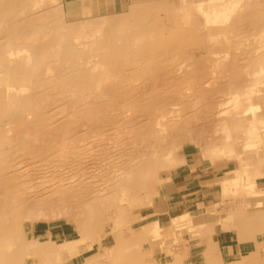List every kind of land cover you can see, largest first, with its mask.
Masks as SVG:
<instances>
[{
    "label": "bare ground",
    "instance_id": "bare-ground-1",
    "mask_svg": "<svg viewBox=\"0 0 264 264\" xmlns=\"http://www.w3.org/2000/svg\"><path fill=\"white\" fill-rule=\"evenodd\" d=\"M57 1L0 0V264H64L101 250L108 230L129 227L157 170L174 167L158 168L156 157L181 143L193 119L213 127L194 131L216 134L218 158L240 161L232 181L249 182L241 193L264 180V167L249 177L252 159L239 156L264 141V0H139V24L126 14L70 26ZM157 5L168 23L152 19L149 29ZM263 203L249 210L245 196L220 224L238 232L241 257L222 249L215 224L195 227L191 214L176 221L210 235L207 264H264L255 237L264 233ZM60 218L76 235L43 241L30 231ZM80 264H101L100 255Z\"/></svg>",
    "mask_w": 264,
    "mask_h": 264
},
{
    "label": "rangeland",
    "instance_id": "rangeland-1",
    "mask_svg": "<svg viewBox=\"0 0 264 264\" xmlns=\"http://www.w3.org/2000/svg\"><path fill=\"white\" fill-rule=\"evenodd\" d=\"M57 2L59 3V5ZM57 2V4H55L57 5V8L58 6L61 7L62 10L59 11L58 8V11L60 13L61 19L63 16L62 22H64V24L66 23V26H70V24H84V22L86 21H89L88 23H92V21L96 22L100 18L102 20H105L107 18L111 19L112 17H120L121 15L127 16L126 14H129L128 17L135 23L139 24L141 22V18H138L133 14V12L136 13L140 8V5L138 4L139 0H125L123 9H119L113 14H101L92 16L86 14L81 18H75L72 15H69L68 11L69 4H82L80 0H59ZM134 4L136 5L134 6ZM157 6H159L157 7L158 10H155V12H153V15L149 16L150 21L152 19H156V21L152 20L153 23L149 24V29L153 28V24H155V22L156 25L158 24L161 26H163V24L166 22L168 23V20L166 19L168 18V14L162 11L165 9V7L160 5ZM166 7L167 11H172V9L174 8L176 9V7L170 5L169 1H167ZM116 74L120 77V70H117ZM191 121L193 122L190 123L195 124H190L191 128L193 127V130L187 133L181 132L179 134H184L180 136V138H177V141L180 140L181 142L178 143L179 147H174L178 144L174 146L171 145L167 148L168 150H166L165 148L164 152L166 153L163 152L164 154L156 157V166L158 168L162 169V167H164L168 162H175L174 167L170 169L166 168L165 170H157V175L159 176V179L157 178L158 184H153V186L150 188L149 193L144 191L139 192L138 197L140 198V201H137V203L134 204L133 209L129 211L130 214H128L127 216L129 227L127 226L124 227L123 230L121 229L122 233H117L116 236H114V234L110 230H108L106 236H103L105 244L101 250L99 249V245L97 246L96 244L92 250H89L84 254L74 258L72 261L70 260L68 262H65L64 264H80L86 259H92L97 253L100 255L101 264H107V259L109 258L116 260L119 264H141L143 262H153V264H170L175 259L178 260L180 264H207V260L211 257L208 247L209 242L207 241L210 239V235H203V233L201 234L200 232L199 233L201 235H199V233L195 234V232L189 231V229H186L187 226H183L182 220H180L181 222L179 221L182 226L178 227L177 225H179L180 223L177 221L181 214H191L194 221L193 225L195 227L205 222H211L215 224V235L220 240L222 249L224 251L231 250V252L234 253L235 256L241 257L242 254L239 250L241 246L236 244L235 233L227 232L223 234L220 231V223H225L228 221V210L240 203L245 196L248 202H259L261 200L264 202V194L262 192L261 194L256 192L258 195L256 193H254L255 195L250 193V190H254L255 186H258V190L264 189V180L255 182L256 185H254L253 183V186H251L252 184L249 185L251 189H249L248 186L247 188L245 187L246 190L244 188V191H242V193H245L242 195L241 190L243 188L240 184L243 183L246 185L247 182H241L237 184L234 183V180L232 181V179L234 177H237L238 175L236 172H241V169L240 171H237L239 170L238 168L240 166V161L237 160V158H218L222 153L219 152V147L214 148L216 134L213 136V138H211L212 131H209V128L212 126L208 125L207 122H204V125L203 121L201 120V125L203 124V126L201 127L204 129H209L205 130V135L202 137L204 131L201 132L198 130L199 128H201L199 126V121L195 119ZM194 128H198L197 131H194L196 130ZM202 128L200 130H202ZM193 131L195 133H193ZM208 131L210 133L207 134ZM211 139H214L213 143ZM258 142L257 143L259 145L263 144V146H259L257 144L258 146L255 145L253 147V150H255L254 152L239 155L243 160L251 157L252 161L249 163L252 164L249 165V167H247V171H245L250 175H254V172L257 171V168L264 167V141ZM172 146L174 148L170 149V147L172 148ZM169 149L172 151H170ZM167 152H169L170 154H168ZM201 154H204L207 158L206 163H209L211 165L214 164L216 168L203 172V175L198 176L195 181L185 182L184 180L179 179V175L181 173H184L188 168L191 157L194 155V157L200 156L201 158ZM170 157L172 158V160ZM174 159H180L182 160V163H178L177 160ZM261 161L263 163H261ZM229 179L230 181H228ZM179 180H181V182ZM168 182H170V186L166 188ZM207 182H210V184H208ZM191 191L192 193L194 192L192 198L181 200L182 195H186V193H190ZM238 191L240 193H237ZM195 194L198 195L196 196ZM163 198H165V201H168L167 203L169 204V210L166 212H164L163 210H159V207L156 206L157 203L161 204ZM253 206L257 207L259 205L257 204L256 206V204H254ZM173 219H175V221L177 220V224ZM175 225L176 227H174ZM30 231L35 235L40 236L43 241H46L47 238H53L56 241H62L63 239H65V237H71V235L73 234L76 235L73 229V225L69 223L66 218L55 219L49 222L38 221L37 223H35L34 227H30ZM189 232H191V234ZM262 237L263 236H259V239L262 240ZM125 243L129 244V249L127 250H123V246L125 245ZM246 246H248V250L245 251L243 256L248 258L251 255L250 252L254 245L248 242Z\"/></svg>",
    "mask_w": 264,
    "mask_h": 264
},
{
    "label": "crops",
    "instance_id": "crops-1",
    "mask_svg": "<svg viewBox=\"0 0 264 264\" xmlns=\"http://www.w3.org/2000/svg\"><path fill=\"white\" fill-rule=\"evenodd\" d=\"M124 1L125 0H93L94 4L92 5L91 8H86L82 4H77V3L69 4L68 11H69V15H72L75 18H78V17L81 18L82 16H85L86 14H89L91 16L92 15H101V14H113V13L117 12L119 9L120 10L123 9ZM206 161H207V158L205 157L204 154H201V158H200V156L194 157V155H193L190 159V164H188V168L186 169V171L184 173H181L179 175V179H182L185 182L186 181L187 182L195 181L196 178H198V176L203 175V172L216 168V166H214V164L211 165L209 163H206ZM179 181L181 182V180H179ZM168 186H170V182L167 183L166 188H168ZM175 195H177V194H175ZM167 202L165 201V198H163L161 204L157 203L156 206L159 207V210H163L164 212H166L169 210V204ZM249 203L250 204L252 203V204L247 206V207H249L250 208L249 210H251V208L254 207L253 205L258 203V202L252 201ZM263 205H264V203H263ZM256 206H257V204H256ZM257 207H259V206H257ZM217 226H216V228H217ZM214 231H215V229H214ZM220 231L223 234H225L227 232L228 233L234 232L236 235V244L239 243L238 232L236 231L235 228L232 230L224 231L220 226ZM259 236H263L262 240L259 239ZM255 237L258 239V242L262 243V241L264 240V233H257Z\"/></svg>",
    "mask_w": 264,
    "mask_h": 264
}]
</instances>
